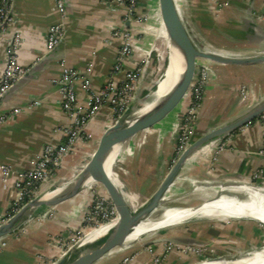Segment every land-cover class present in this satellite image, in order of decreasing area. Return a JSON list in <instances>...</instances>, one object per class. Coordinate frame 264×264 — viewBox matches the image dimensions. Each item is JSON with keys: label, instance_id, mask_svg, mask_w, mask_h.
Returning <instances> with one entry per match:
<instances>
[{"label": "crops", "instance_id": "1", "mask_svg": "<svg viewBox=\"0 0 264 264\" xmlns=\"http://www.w3.org/2000/svg\"><path fill=\"white\" fill-rule=\"evenodd\" d=\"M56 1L13 0V22L8 26L4 39L0 41V73L6 63L7 40L15 34L20 35L22 40L17 52V64L25 70L22 79L14 84L0 105V117L5 118L0 122V166L12 170L11 180L4 183L0 179V223L9 217L14 196L12 180L15 175L29 170L45 146L61 143L63 129L71 124L70 117L61 111L60 94L53 84L60 77L63 67L76 70L80 74L86 72L91 88L100 89L110 81V72L123 46L122 39L114 36V32L127 31L133 55L123 59L120 66L122 71H135L142 66L144 55L140 44V38H146L147 35L144 16L148 15L149 10L158 7L157 0H142L133 17H130L127 7L114 0H63L66 15L61 20ZM222 1L226 5L216 9L213 0H176L182 19L193 36V42L199 48L225 56H254L257 52L264 51V0ZM54 24L62 26L64 37L50 58L44 60L48 55L47 29ZM42 60L44 61L41 62ZM203 62L210 64L212 73L208 78L198 120L193 127L195 137L247 108L240 106L237 98V92H240L242 86L247 88L248 105L264 98V64L235 66L205 60L198 63ZM141 69L140 75L146 71V67L142 66ZM122 77L123 72H117L112 80L120 81ZM77 85L78 103H82L85 94L79 84ZM177 117L159 127L157 131L140 136V142L134 143V139L128 143L131 146L129 148L137 147L133 159L134 170L137 174L142 172L145 164V178L153 179V182L147 184V180L141 176L143 183L139 186L147 184L150 188L144 199L135 198L134 192L128 191L134 198L135 205L145 202L151 196L159 184L160 169L166 171L176 159V140L172 134L175 132L174 122ZM171 121L173 123L170 128L165 127ZM109 124L110 110L103 107L88 124V134L92 142H83L78 146L75 155L64 158L55 177L41 191L49 189L57 179L63 180V177L72 174L73 169L92 154V148ZM221 145L224 147L219 149ZM263 152L264 119L259 117L195 156L182 170L181 178L171 187L170 191L173 190L174 193L168 200L180 197L189 190L190 181L259 184L253 179V175L260 172L264 178ZM121 156L118 159L121 164L129 159L126 154ZM123 167L126 169L123 164L118 166V170L126 172ZM259 185L264 187V181ZM127 190L130 188L127 187ZM190 191L204 194L201 196L204 198L212 197L206 194L208 189L205 192L193 189ZM90 195L84 189L74 199L47 210L54 217L52 220H47L44 224L32 220L23 233L19 231L4 238L5 247L0 250V264H43V259L48 262L55 260L59 251L56 237L67 236L80 227L85 209L90 204ZM201 197L197 199H202ZM201 217L207 219L197 221L198 217H194L182 225L169 227L171 235L178 236L199 224L213 232L225 231L231 226H238L240 230L242 224L247 227L252 224L250 227L257 241L264 240V227L252 221L233 220L217 215ZM18 234L21 236L18 237ZM147 260L142 255L140 263L136 264H149ZM96 264L112 262L100 260ZM166 264L175 262L169 261Z\"/></svg>", "mask_w": 264, "mask_h": 264}, {"label": "water", "instance_id": "2", "mask_svg": "<svg viewBox=\"0 0 264 264\" xmlns=\"http://www.w3.org/2000/svg\"><path fill=\"white\" fill-rule=\"evenodd\" d=\"M157 6L159 21H161L162 30L164 31V38L168 45V51L170 50L171 64L174 66V70L178 69L180 73V79L175 90L152 110L136 117L133 116L134 111L131 107L135 99L133 96L124 113L118 117L112 126H108L104 130L95 143V148L92 154L89 155L85 165L79 168L78 171H75L71 179H64L62 186L56 187L57 182L55 181L54 185L49 189L41 191L34 198L22 205L17 212L1 222L0 240L20 230V228L37 213L74 199L87 187H90L94 193L104 198L113 206L117 214V219L105 225L106 228L100 236H97V233L94 234L92 236L93 240H86V242H81L79 240L77 244L69 247L68 250L52 264H96L112 251L118 249V247L126 245V239L133 228L137 227L140 223L148 221L161 222V220L166 218L167 212H170L175 219H186L182 223L194 217L217 215L245 221L249 220L264 227V221L252 215L250 211L245 210V212H242L237 209L241 202L227 197L222 198L218 195H214L212 197H205L204 199H190L182 201V203H174L191 192L190 189H187L180 197L161 202L162 194L166 188L181 178L182 170L195 156H198L203 149L220 143L226 136L241 129L246 124L264 114V98L252 102L240 114L225 119L223 123L211 127L199 137H195L193 130L190 142L184 148L183 152L175 159L170 168L167 171L163 168L160 169V178L157 188L151 196L141 204L135 205L127 200L125 195L128 194V190L125 185L120 184L117 186L110 177L101 175L104 162L114 154L118 156V152L122 146L139 136H145L157 131L159 127L179 115L182 106L190 96L198 65L197 63L200 60L221 65L227 64L235 66L264 64V51H259L254 56L236 57L219 55L207 49L199 48L198 45L193 42V36L190 35L182 19L181 11L176 0H157ZM56 49L57 47L48 52L44 60L49 59ZM21 79L22 78L19 80ZM139 84L140 81H138V85ZM13 87L14 84L0 98V105ZM145 92L143 94H146ZM200 184L205 187L229 184L232 187H256L264 191L263 186L251 182L203 181L200 182ZM46 195L49 197L43 198ZM236 212L243 214H236ZM161 242L183 244L191 243V240L161 238L151 243L155 244ZM262 258H264V246L245 256L240 255L239 257L227 260L220 258H213L211 260L220 261L219 264H250Z\"/></svg>", "mask_w": 264, "mask_h": 264}, {"label": "built area", "instance_id": "3", "mask_svg": "<svg viewBox=\"0 0 264 264\" xmlns=\"http://www.w3.org/2000/svg\"><path fill=\"white\" fill-rule=\"evenodd\" d=\"M13 0H0V41L6 35L8 26L13 22L11 16V5ZM115 2L127 7L128 15L133 14L142 0H114ZM216 9L225 6L222 0H213ZM56 9L59 18L62 20L66 15L63 0L56 1ZM146 18V16H144ZM159 17V15H158ZM161 22V21H160ZM114 36L122 39V48L115 60V64L110 72V81L95 90L91 88L89 78L85 73L80 74L71 68L63 67L60 77L53 81L54 86L58 88L60 94V107L66 115L71 119L69 127L63 129V140L58 145H47L43 148L40 157L35 160L31 168L27 171L18 172L12 180L14 196L9 209V216L13 215L18 209L34 198L56 175L57 170L62 166L64 158L75 155L80 142L91 143L92 138L88 134V124L101 111L103 107L110 110V124L112 126L120 117L127 106L130 104L136 91V84L139 81L141 67L135 71H122L120 63L123 59L133 55V47L130 44L129 34L127 31H115ZM64 37V30L60 24H54L47 29L46 34V50L50 52L60 44ZM22 40L20 35H12L7 40L6 63L4 69L0 73V98L25 74V70L17 64V52L20 49ZM201 61V60H200ZM199 61V62H200ZM117 72H123L120 81L112 80ZM212 70L206 63H198L195 77L192 84V90L189 98L183 105V110L178 115V121L174 134H176V158L183 152L184 148L190 142L193 127L198 120L203 103L207 82ZM77 84L85 94L82 103H78ZM240 94L245 97L247 94L246 86H242ZM246 93V94H245ZM264 119V114L261 116ZM5 118L0 117V122ZM221 145L219 149H222ZM126 153L131 154L130 148L126 149ZM264 155V152H263ZM1 181L7 182L12 178V170L5 166H0ZM119 181L117 172L112 173ZM253 179L261 184L264 181L263 175L256 172ZM89 206L85 209L84 216L80 227L75 232L82 233L83 237L97 228L110 224L117 219V214L113 206L104 198L91 193ZM74 232V233H75ZM73 241V236H61L58 241L60 246H64L65 241ZM5 247L4 239L0 240V250ZM151 253V250L149 251ZM166 256L161 251L160 254L151 253V259L154 264H164Z\"/></svg>", "mask_w": 264, "mask_h": 264}, {"label": "rangeland", "instance_id": "4", "mask_svg": "<svg viewBox=\"0 0 264 264\" xmlns=\"http://www.w3.org/2000/svg\"><path fill=\"white\" fill-rule=\"evenodd\" d=\"M146 25L145 32L147 33L146 38H140V44L141 47L143 48V58L141 65L146 67V71L139 77L140 84L138 85V82L136 84V92L134 93L135 99L132 102V109L134 111V114L138 112L151 98L150 96L152 95L154 89L155 83L162 77L166 63H167V53H168V45L165 41L164 37H161V30L162 26L159 24V17H158V7L154 10H149L148 15L143 21ZM156 48V49H155ZM163 59V60H162ZM162 61V62H161ZM208 64V62H204ZM210 65V64H209ZM141 66V67H142ZM155 82V83H154ZM156 89V87H154ZM146 91V94H143ZM241 91V90H240ZM237 98L238 101L240 102L239 105L242 106L243 108L247 107V100L249 95L246 94L245 97H242L240 92H237ZM132 111V112H133ZM177 120L174 122L175 127L177 125ZM172 121L166 125L165 127L170 128L172 125ZM173 136L176 137V134H172ZM140 136L137 137L134 140V143L140 142ZM82 142H80L79 145H81ZM89 144V143H86ZM131 147L128 144H125L122 146L120 151L118 152V158L116 159L115 164L112 167L113 172H117L119 175V183L123 185H127V187L130 188L128 191L134 192L135 198L138 199H144L149 192L150 188L147 184H150L153 182V179H148L145 178V169L146 165L144 164L142 172L137 174V171L134 170V163L135 161L133 160L135 155H136V149L137 147L130 148L131 154L128 155L126 153V149ZM95 148H92V152ZM77 151V150H76ZM126 154L128 155L129 159L126 162H123L122 164L120 161L118 162L119 157H122L121 155ZM90 155V154H89ZM88 158L85 159L84 162H81L75 169H73V173L75 171H78L79 168L83 167L85 163L87 162ZM175 159L170 163V165L167 167V169L170 168V166L173 164ZM123 164L126 165V172H120L118 170V166H123ZM166 169V171H167ZM144 170V173H143ZM72 174H69V176L63 177L64 179H71ZM144 176L146 181V185L143 184V186H139V184L143 183L141 179H143L141 176ZM138 177V178H137ZM60 178V177H59ZM62 179H57L56 180V187H60L63 185L64 181ZM123 181V182H122ZM191 186H189L190 190L194 189L193 187V182L190 181ZM137 185V187H135ZM137 188V189H136ZM88 193H95L93 190H91L90 187L86 188ZM218 190V189H216ZM220 190V189H219ZM210 195H215L213 193H207ZM242 194V195H241ZM231 195L237 196V197H242L245 199H248V195L246 196V193H238V192H232ZM241 195V196H240ZM204 196V194L200 193H189L187 196L183 197L182 199L174 202V203H182V201L188 200V199H197L198 197ZM204 199V197H201ZM137 199V200H138ZM136 200V201H137ZM169 201V200H168ZM54 208V207H53ZM50 209V208H49ZM46 209L42 212L37 213L34 215L27 223H25L20 230L16 231L15 233H20L24 232L25 227L32 222V220H37L41 224H44L47 220H52L54 217L52 216L51 213H47ZM50 214V215H49ZM197 218V217H196ZM199 218V219H198ZM196 220L199 221L200 219L205 220L207 218L203 217H198ZM195 220V221H196ZM201 220V221H202ZM249 221V220H248ZM203 223V222H202ZM255 224V223H254ZM252 224H242L240 230L239 227L236 226H231L228 227L225 231H220V232H213V231H207L205 228H203L200 224L198 226H194V228H189L187 231L181 233L178 236L171 235V232L169 228H164L161 229L160 231L153 232L152 234H145V235H140L138 239H136L135 242H130L127 243L124 246L118 247V249H115L112 251L110 254L105 256L102 260H111L112 264H136L140 263V257L146 256L147 261L149 264H154V262L151 259V253L153 254H160L161 251L164 252V255L166 258L164 259V264H166L169 261L175 262V264H194L198 263L201 261H205V259H233L236 257H239L240 255L244 256L247 255L250 252H253L254 250L261 248L264 246V240L263 241H257L256 237L254 236L252 232V227H250ZM102 227V226H101ZM100 228V227H99ZM97 228V229H99ZM96 229V230H97ZM78 230V229H77ZM95 230V231H96ZM94 232V231H91ZM85 235L83 238V234H77L76 232H72L69 234L70 236H73V241H65L64 246H60L58 241L60 240V237H56V242L58 245V253L55 257V260L62 256L69 247L73 246L74 244H77L79 240L81 242H84L85 240L88 239L89 234ZM68 235V236H69ZM21 236L18 234V237ZM83 238V239H82ZM161 238H176V239H187L191 240V243H183V244H174L171 242H161V243H155L152 244V241L159 240ZM82 239V240H81ZM54 241V238H53ZM194 242V243H193ZM196 243V244H195ZM156 246L158 248H156ZM151 250V253L149 252ZM55 260L48 262V260H41L43 264H52ZM101 260V261H102ZM47 261V263H46Z\"/></svg>", "mask_w": 264, "mask_h": 264}, {"label": "bare ground", "instance_id": "5", "mask_svg": "<svg viewBox=\"0 0 264 264\" xmlns=\"http://www.w3.org/2000/svg\"><path fill=\"white\" fill-rule=\"evenodd\" d=\"M159 24H161V22H159ZM160 34H161V37H164V31L163 30H161ZM169 51L167 53V63H166L164 73H163L162 77L156 83L154 82L156 89L152 93V95L150 96L151 99L138 112H136L135 115H133L134 117L139 116V115L144 114V113H147L148 111L152 110L156 105H158V103L163 101L166 97H168L175 90L176 85L180 79V73H179L178 69L174 70V66L171 64V59H170L171 56H170ZM116 157H117V155L114 154V155L110 156L104 162L101 175H103L104 177H110L113 180V182L115 184H117V186H119L120 185L119 181L117 179H115L114 175L112 174L113 173L112 167H113V164L116 160ZM174 183L166 188V190L162 194L163 196L161 198V202L168 201L169 197L173 196L172 194L174 193V191L173 190L170 191V189L174 185ZM193 187H194V189H193L194 191H201V192L204 191L205 192V190L208 189L209 192H211L215 195H218L222 198L227 197V198L239 201V202H241L239 204V206L237 207V209L239 211L245 212V210H248L251 212L252 215H254L257 218L264 221V191L261 189H258L256 187H240V188L239 187H232L229 184H225V185H221V186L205 187V186L201 185L200 182H197V181L193 182ZM216 189H218V190H216ZM231 191L232 192H238V193H246V196L248 195V199H245L246 197L242 198L243 196L237 197V196L231 195ZM125 196H126L127 200L130 201V203L133 204L135 202L134 198L132 196H130L129 194H126ZM48 197L49 196L46 195L43 198H48ZM236 214H243V213L236 212ZM165 217L166 218L161 220V222H159V221L158 222L157 221H148V222L140 223L137 227H135L131 230V233L129 234V236L126 239L127 240L126 243L135 242L136 239H138V237L140 235L152 234L153 232L159 231L163 228H166V227L168 228L169 226L179 225L183 221L186 220L184 218H182V220H181V218L175 219L174 216L170 212H167ZM221 217H224V216H221ZM226 217H224V218H226ZM105 228L106 227L104 225V226L100 227L99 229H97L96 231L91 232L89 234L87 240H93L92 236L96 233L98 234L97 236H100V234L102 232H104ZM94 238H96V237H94ZM84 242H86V240ZM257 260H255L254 263H250V264H264V258L260 259L259 261H257ZM219 262L220 261L205 259V261H201V262H198L195 264H219Z\"/></svg>", "mask_w": 264, "mask_h": 264}, {"label": "trees", "instance_id": "6", "mask_svg": "<svg viewBox=\"0 0 264 264\" xmlns=\"http://www.w3.org/2000/svg\"><path fill=\"white\" fill-rule=\"evenodd\" d=\"M153 89L155 90V88L153 87ZM146 93V92H145Z\"/></svg>", "mask_w": 264, "mask_h": 264}]
</instances>
